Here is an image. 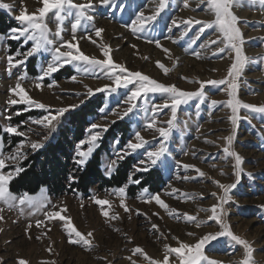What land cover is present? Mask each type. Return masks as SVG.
Listing matches in <instances>:
<instances>
[{
	"label": "rangeland",
	"instance_id": "obj_1",
	"mask_svg": "<svg viewBox=\"0 0 264 264\" xmlns=\"http://www.w3.org/2000/svg\"><path fill=\"white\" fill-rule=\"evenodd\" d=\"M0 2L13 5L11 11L0 8V12H4L11 23L6 33H0V122L2 127L8 124H19L21 130L27 132L26 137L5 133L1 135L5 154L14 153L21 143L25 145L23 149L25 158H22L18 165L7 162L9 166L5 171H11L16 166L23 169L24 161L38 151L30 148L29 138L31 142H43L44 147L50 141H55L60 129L69 123L71 112L99 94L105 96L103 106L99 113L91 118L82 140L88 139L90 125L93 122L106 125L108 130L101 132L102 138L88 161L98 148L106 144L109 149L101 153L102 170L106 176L110 177L123 160L130 156L134 157L129 180L122 185L126 186L124 203L130 209L129 213H126L121 206V198L116 191L121 186H103L97 180L93 181L88 193L74 191L54 195L48 188H42L35 194L27 192L17 194L10 191L18 197L24 194L37 198L46 196L52 204L59 206L56 210L66 206L67 211H61V215L70 217L72 224L82 234L86 235L91 231L92 245L86 247L82 244L69 243L65 221L54 219L46 222L47 227L37 228L35 222L43 220V212L48 209L35 211L26 208L21 214L18 208L8 209L6 205L0 203V207L4 208L3 213H0L4 217L0 220V229H2L0 231V264H17L19 259H25L29 264H131L127 257L132 255V250L136 247L143 248L150 257L160 260L165 254V245L171 247H178L180 243L194 245L206 234L220 231V225L207 219L210 212H204L201 209H210L217 203L211 193H221L222 190L218 188L215 181L218 180L223 184L236 181L233 169L234 159H225L223 153V147L227 146L224 138L233 132L230 120L231 109L224 103L211 107L208 101L197 107L198 100L193 99L179 107L176 126L171 136L165 141L155 129L145 127L152 118L154 107L168 99L165 95L148 94L146 99L137 102V108L132 113L121 119L119 116L128 107L124 103L128 89H118L116 92H95L88 96L85 85L95 89L111 84L112 81L99 70L91 73L78 72L75 64H66L52 77L45 78L43 90H38L35 84L39 82L38 78L46 63L51 61V54L43 52L28 58L24 65L13 68L11 75L7 71V57L18 51L26 52L31 46V42L24 44L22 40L9 38L10 29L20 26L19 21L14 17L19 15L22 8L26 9L25 14L36 12L39 7H42V3L40 0H0ZM74 2L87 3L88 0H74ZM93 3L95 7L89 12L94 16V21H82L81 27L75 33L77 46L85 54L104 59L98 44L106 43L111 46V55L115 62L124 64L131 71H141L159 82L175 84L187 91H195L199 87L197 83L191 81L226 77L230 64L233 62L234 53L231 56L227 53L214 55L213 51L217 47L215 44L207 49L201 48L206 41L222 39L218 29H205L203 34L199 35V39H195L201 25L194 24L187 36L180 39L184 31L182 21L190 18L208 22L215 20V13L210 8L208 0H187L188 7H184V0H169L168 6L160 12L156 21L150 23L149 30L139 39L127 25L135 19L138 11H143L145 16L153 15L159 0H112L110 7L99 5L98 0H93ZM232 10L239 17L238 27L245 40L244 52L252 61L247 64L238 81V98L245 103L264 105V7L259 6L258 3L256 5L245 3L243 6L233 7ZM45 19L49 29L55 32L57 23L54 21L53 13H48ZM173 20L177 21L179 26H173ZM72 21V17L64 20V40L72 38ZM93 24L95 27L105 29L102 40L95 37L94 32L91 31ZM89 35L98 43L93 44L88 39ZM154 39H159L163 47L168 48L170 52L165 53L162 48L148 42ZM193 39L195 43H192ZM173 40L178 42L173 43ZM133 45L136 47L133 48ZM57 46H59L58 38ZM194 52H201L202 58H197ZM157 61L163 63L170 71L165 74L157 65ZM22 74L26 75V79L20 81L23 87L34 99L51 106L52 114H55V109L78 105L74 109L69 108V111L60 117L47 141L43 140V136L48 130L31 123V119H38L44 115V110L35 108L25 110V105L7 103L10 98L9 88L15 86L18 82L17 77ZM73 76L77 77L76 82L71 80ZM49 84L53 86L48 87ZM131 87L130 85L129 88ZM223 88V85L219 88L206 86L205 93L210 99L227 101L229 96ZM246 114L247 110H240L241 117ZM7 116L12 117L11 121L5 119ZM156 118L157 127H167L166 121L171 118L170 109L165 108L162 112H157ZM250 119L251 123L240 119L235 130L232 148L242 156L244 172L237 187L231 191V200L224 205L226 212L223 219L231 226L235 234L249 241L254 249L253 256L257 264H264V207H262L264 206V117L253 114ZM120 120L131 123V130L127 137L122 140L121 134L118 133V136L108 138L107 134L114 124L112 121L116 123ZM25 121L28 123L25 124ZM29 127L33 131L29 132ZM136 131H140L149 143L145 145V148L134 154L125 155L124 159L120 160L119 156L123 154L121 150L126 147L127 142L129 140L136 142L134 139ZM116 140L119 142H115ZM161 143L166 145L167 152L162 162H158L151 169L159 168L162 171L164 183L160 184L158 190H151L150 186L142 188L140 185L144 182L148 171H136L137 161L146 160V150H154ZM79 144L80 141L75 144L73 150L75 161ZM87 147L88 144L85 143L81 150H86ZM113 161L116 162L115 166L112 164ZM183 164L195 165L206 175L199 177L194 169L185 170L182 167ZM77 166L81 165L77 164ZM248 173L252 174L251 177ZM186 175L193 178L184 180L182 177ZM135 179H139L140 183H132ZM173 188L178 192L172 193ZM144 189H147V192ZM154 194H159L170 208L177 211L169 215L154 200L147 202ZM97 197L108 199L110 206H103V210L108 211L109 216L118 214L119 219L110 221L109 218L104 217L101 207L94 202ZM136 210H139L141 214L138 215ZM30 212L32 214H29ZM183 213L195 215L198 221L203 223L200 227H196L195 222L176 218ZM129 216H131L130 219ZM29 223L32 227L26 231ZM152 224L158 225L159 232L152 228ZM161 232L163 236H160ZM49 247L51 252L48 251ZM204 254L210 260H216L220 264H241V261L247 258L243 246L235 244L227 237H220L206 244ZM133 259L137 261V264H149L142 255L133 256ZM169 264H179V259L172 254L169 257ZM201 264H207V262L202 261Z\"/></svg>",
	"mask_w": 264,
	"mask_h": 264
},
{
	"label": "snow or ice",
	"instance_id": "obj_2",
	"mask_svg": "<svg viewBox=\"0 0 264 264\" xmlns=\"http://www.w3.org/2000/svg\"><path fill=\"white\" fill-rule=\"evenodd\" d=\"M42 3V7H39L36 12L25 14L26 9L22 8L20 10L19 15L14 18L19 21L20 26L16 28H11L9 36L10 39L22 40L24 44H28L31 42V46L26 52H16L15 54L9 55L7 57V71L9 75L12 74L13 68H19L21 65H24L28 58L33 57L37 54H42L43 52H49L51 54V61L46 63V66L43 68L41 76L38 78L39 82L35 84V87L38 90H43V81L45 78L52 77L54 73H56L60 68L64 67L66 64H75L77 67V71H83L85 73H91L99 70L103 72L107 79L112 81L111 84L104 85L102 87H97L95 89L85 85L84 87L87 89V95L91 96L95 92L101 91H110L116 92L118 89H128V94L124 103L128 105L122 115L119 118H123L127 116L129 113H132L134 109L137 108V102L141 99H146L148 94H161L168 97V99L161 105H156L154 107L153 115L151 120L145 125L147 129H155L156 132L159 133V136L164 138L165 141L171 136L172 130L175 128L176 119H177V110L181 105H186L193 99L198 100L199 104H204L205 101L210 103L211 107H215L218 104L224 103L228 108L231 109L232 115L230 117L231 123L233 125V132L226 138H224L227 142V146L223 147L224 158H233L234 164V175L236 177V181L231 184H223L220 181H215L216 185L219 189L222 190L221 193L213 192L211 196L216 198L217 203L213 204L210 209H201L204 212H210L207 219L210 221H214L216 224L220 225V231L216 233H209L203 236L198 240L194 245H190L187 243H180L178 247H171L169 245H165V254L163 259L157 260L150 257L143 248L136 247L132 250V255L127 257L131 261V264H137V261L133 259V256L142 255L145 260L149 262V264H169V257L174 254L175 257L179 259V264H201L202 261H206L207 264H220V262L216 260H210L204 254V248L206 244L213 240H218L220 237L230 238L232 242L237 245L243 246L246 250L247 258L241 261V264H257L254 259L253 253L254 249L246 239L242 238L240 235L235 234L231 230V226L224 222V215L226 209L224 205L227 204L231 200V191L235 189L240 182V178L244 169L243 158L242 156L236 152L232 148V144L236 135V128L238 127V123L240 119H245L249 123H251V115L260 114L264 117V105H255L251 103L242 102L238 98V88H239V79L243 74V71L248 63L252 62L249 57L245 54L243 45L245 43L243 33L241 32L240 27H238L239 17L233 12V7L243 6L245 3H250L251 5H256L264 7V0H208V4L212 11L215 13V20L213 22L208 21H200L188 19L186 21H182L184 25V31L182 32L180 39H183L187 36L188 31L191 27L196 25H201L199 32L197 33L195 39H199V35L203 34L205 29L216 28L222 34V39L219 40H211L206 41L201 45V48L207 49L210 48L211 45L215 44L217 47L213 51L214 55H219L221 53H227L228 55H232L234 53L233 62L230 64V67L227 71V75L223 79H210V80H195L191 81L193 83H197L199 85L198 89L195 91H187L177 87L175 84H165L157 81L156 79L150 77L149 75L143 74L141 71H131L124 64L117 63L113 60L111 55V46L100 42L98 44L101 49L102 56L104 59L97 58L96 56L85 54L78 46V41L75 33L81 27L82 21H94V16L90 14L89 10L95 7L93 0H88L87 3H76L74 0H40ZM169 0H159V5L155 10V13L151 16H145L143 11H138L135 19L131 20L130 24L127 26L131 29L132 33L136 35V38H140L143 33L149 30V25L151 22L156 21L160 12H162L168 6ZM99 5L104 7H110L112 5V0H98ZM184 7H188L187 0H184ZM0 8L11 11L13 5L8 3L0 2ZM122 11V9H121ZM53 13L54 21L57 23V28L55 32H52L47 23L46 17L48 13ZM68 17H72L73 21L71 23V32L73 33L72 38L69 40H64L63 32L64 20ZM173 26L177 25V21H172ZM91 31L94 32L95 37L101 38L102 33L105 31L102 27H95L92 25ZM171 31V29H169ZM57 38L59 40V46H57ZM172 39L171 37H168ZM89 40L93 44H97L98 41L92 39V36L89 35ZM195 39H193L192 43H195ZM73 41H77V43H73ZM149 43H154L156 47L162 48L165 53H169L170 50L166 47H163L159 39L148 40ZM177 40H173V43H177ZM133 48L136 46L133 45ZM63 49V50H62ZM197 58H202L201 52L193 53ZM16 57H20L17 59ZM144 59H148V57H144ZM157 65L159 68L163 69L164 73L167 74L170 70L165 67L163 63L157 61ZM26 79V75L22 74L17 77V83L14 87L9 88L10 98L7 103L11 105L22 104L25 105V110L28 109H41L44 110L45 114L42 115L38 119H31L32 124L40 125L44 129H47L48 132L43 136V140L47 141L49 136L54 131L56 124L59 122L60 117L64 115V113L69 111V108H76L78 105H70L68 107H63L59 109H55V114H52L51 106L46 105L45 103L34 99L31 95H29L28 91L23 87L20 81ZM185 79H187L185 77ZM73 82L77 81V77H71ZM132 86L129 88V86ZM224 86L223 91L228 94L229 99L227 101H217L210 99L205 93L206 86H213L219 88V86ZM53 84H49L48 87H52ZM17 97V98H12ZM83 103V101H81ZM168 108L171 112V118L166 121L167 127H157V112H162L163 109ZM247 110V114L243 117L240 116V110ZM116 114V113H114ZM19 115V113H17ZM119 115V114H117ZM8 121H11L12 117L7 116L5 118ZM25 124L28 121L24 122ZM115 123V121H112ZM96 130V131H92ZM108 127L106 125H99L97 123H91L89 130L88 139L81 140L80 144L77 147L76 151V163L78 165H85L92 155L94 148L97 146L98 141L101 140V132H106ZM199 130V129H198ZM5 134L19 137H26L27 132L21 130V125H11L8 124L3 128H0ZM28 131H33L30 127ZM134 139L136 142H132L129 140L126 144V147L122 149V155L119 156V159H124L125 155H131L136 153L138 150L145 148V145L149 142L141 135L140 131H136L134 133ZM115 142H119L116 140ZM212 143V141H207ZM30 148L32 150H39L44 147V143L41 141L31 142L30 138L28 140ZM88 144L86 150H81L84 144ZM25 145L21 143L14 153L5 154L4 152V143L3 139L0 138V203L7 206L8 209L18 208L19 212L23 214L25 209H33L35 211H42L44 209H48L43 212L44 219L37 220L35 222L37 228L47 227L46 222L52 220H60L65 221V227L68 230L69 243L72 244H82L86 247H90L92 245L93 233L89 231L86 235L82 234L80 231L76 229V227L72 224L71 218L67 216H62L61 211H67L66 206L60 208V210H56L59 206L56 204H52L51 201L46 197H33L29 194H24L23 196H16L10 192L9 185L11 181L15 178L16 175H19L23 169L19 166L14 167L11 171H5L8 168L7 162H12L13 164H17L22 159L25 158L23 149ZM130 150V151H129ZM167 152V147L164 143H161L158 148L154 150H146L147 159H140L137 161L136 171L139 172H147L152 167L156 166L158 162H162V158ZM194 154V153H193ZM113 166H115L116 162H112ZM179 165V162H177ZM142 165V167H141ZM182 167L185 170L194 169L199 177H204L206 174L191 164H183ZM223 174V173H222ZM251 177V173H248ZM184 180L192 179L193 177L184 176L182 177ZM71 180H75V177H70ZM132 183L139 184L140 180L135 179L132 180ZM119 196L121 198V206L124 208L126 213L130 212V209L124 203V198L126 194V186H121L118 188ZM147 192V189H144ZM178 192L177 189L173 188L172 193ZM170 193V194H172ZM186 196L188 194H185ZM202 198V197H201ZM155 201L160 208L164 209L169 215H173L177 210H174L169 207L167 203L163 199H161L159 194L152 195L147 202ZM94 202L101 207L102 215L106 218H109L110 221L119 219L118 214H112L109 216V212L103 210V206L109 205L110 201L108 199H100L95 198ZM49 205L51 207L49 208ZM264 207V206H262ZM4 208L0 207V213H3ZM137 214L139 210H136ZM29 214H32L31 212ZM155 215H159L155 213ZM131 216H129V219ZM176 218L185 219L187 222H195L196 227H200L203 221H198L197 216L191 215L188 213H183L182 215H178ZM3 215H0V220H3ZM32 224L29 223L27 225L26 231L31 229ZM152 228L159 232V227L156 224H152ZM119 231V229H115ZM2 231V229H0ZM192 235V233H189ZM160 236H163V233H160ZM39 239V237H37ZM51 252V248L48 249ZM17 264H29V262L25 259H19Z\"/></svg>",
	"mask_w": 264,
	"mask_h": 264
},
{
	"label": "trees",
	"instance_id": "obj_3",
	"mask_svg": "<svg viewBox=\"0 0 264 264\" xmlns=\"http://www.w3.org/2000/svg\"><path fill=\"white\" fill-rule=\"evenodd\" d=\"M11 26L7 15L0 12V33H6ZM104 95L99 94L71 112L69 123L60 129L55 141H50L43 149L31 154L23 163V171L10 183V191L20 194H35L42 188L59 195L62 192H90L94 180L100 185L118 187L124 185L130 177L134 157L123 160L116 171L109 177L102 170L101 153L109 148L105 145L96 150L92 158L83 166H77L73 157L75 144L81 141L86 134V127L103 106ZM0 128L2 124L0 122ZM131 130V123L117 121L107 134V137L118 136L125 140ZM3 134L0 131V137ZM74 160V161H73ZM73 170V172H72ZM70 177H75L71 180ZM164 183V176L159 168H153L146 173L141 187L150 186L151 190H158Z\"/></svg>",
	"mask_w": 264,
	"mask_h": 264
}]
</instances>
